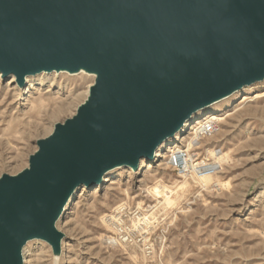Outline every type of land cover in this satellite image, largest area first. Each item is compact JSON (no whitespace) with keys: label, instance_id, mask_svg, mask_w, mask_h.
<instances>
[{"label":"water","instance_id":"95a60500","mask_svg":"<svg viewBox=\"0 0 264 264\" xmlns=\"http://www.w3.org/2000/svg\"><path fill=\"white\" fill-rule=\"evenodd\" d=\"M99 69L88 106L0 178V264H23L83 186L138 168L199 111L264 82V0H0V72Z\"/></svg>","mask_w":264,"mask_h":264},{"label":"rangeland","instance_id":"374dc122","mask_svg":"<svg viewBox=\"0 0 264 264\" xmlns=\"http://www.w3.org/2000/svg\"><path fill=\"white\" fill-rule=\"evenodd\" d=\"M9 79L0 81V178L29 168L39 141L76 116L96 78L64 73L54 76L51 88L44 83L40 93L16 91V98L10 96L15 91L8 90ZM251 87L243 95L264 93V82ZM242 96L221 109L241 102ZM67 100L73 101L71 106L50 116ZM194 149L210 161L209 150L228 153L230 161L212 183L180 177L159 164L143 176L113 171L110 178L121 184L96 194L86 190L82 195L81 190L82 197L63 214L57 225L64 235L60 253L34 240L26 245L24 264H264V99L223 124L218 137L199 139ZM158 186L166 187L163 192L173 204L165 203L164 193L158 197L148 191ZM123 205L125 242L120 238L113 244L110 238L117 232L108 218Z\"/></svg>","mask_w":264,"mask_h":264},{"label":"bare ground","instance_id":"6f19581e","mask_svg":"<svg viewBox=\"0 0 264 264\" xmlns=\"http://www.w3.org/2000/svg\"><path fill=\"white\" fill-rule=\"evenodd\" d=\"M53 73L55 75H50ZM64 73H69V74L87 73L89 75H94V77L96 79H95L93 86L90 88L89 97H88L87 101L85 102V106H88L89 100L91 97V91L97 82V78L99 75V69L96 67L87 66L85 64H80V65H77L76 67L66 66V67H62L60 69H54L53 71H43V72L36 74V75L25 76L23 83H22L23 84L22 86L17 82V79L15 76H10L11 84L8 85V90L10 91L13 88L12 90L15 91V92H13V94H10V96L12 98H16L17 97L16 93L18 91L23 92V93H30L32 91L31 95L36 94V93H40L41 92V86H43L44 83L49 84V88H51L53 85L54 76L55 77L60 76V74H64ZM1 75H2V73L0 72V81L2 80V77H3V75H2V77H1ZM35 76H37V77L32 78ZM251 88L252 87L250 86L249 89H244L240 92L235 93L234 95H232L230 97L223 98V99L215 102L212 107L199 111L197 114L194 115V117L189 122L186 123L183 130L179 134H177L174 139L169 140L167 143H165L159 147V149L155 153V157L153 160H142L140 162L138 168H134L133 166H125V165H122L121 163H118L117 165H115L114 168L110 169L109 171H107L104 174V177H103V180L101 183H99L93 187H88V186L81 187L71 197L67 207H65L64 213H62V215L56 221V223L54 225L55 230L59 234L61 233L57 229L58 223L61 221L63 214L65 216L66 211L69 210V208L74 205V202L77 201L78 198L82 197V195L84 194V191L94 190V193L96 194L101 189L105 188L107 185H108V187H111V186L121 184L120 179H117V178L111 179L110 178V175L113 171L126 169V170H129L131 172H134L138 176H143V175H147L148 173L152 172L155 169V164H159L158 167H161L164 165L168 166V162H167L168 156L170 154L175 153L178 150H181L182 148H185V147L189 148L192 145L191 142L195 141L196 139L198 140L199 130L201 128H203L204 126H206L208 123L215 122L219 125V128H218L217 132L213 135V137H216V136L218 137L219 135H221L223 124H225L229 120H232L233 118L239 116L248 104H253V103L259 102L260 100L264 99V93L263 92H257V93H251L250 92L247 95H243L244 92H246L247 90H251ZM33 91H34V93H33ZM88 91H89V89L87 90V94H88ZM48 92H51V91L49 90V91H47V93ZM57 93H59V92H57ZM238 96H242V97H240V98H243L241 102L236 103V104L234 103L235 105L230 106L227 110L221 109L223 104L231 101L233 98H236ZM72 103H73L72 100H67L65 102H62L56 110H53V112H51L50 116H52L53 118L57 117L59 114L64 112L69 106H71ZM208 155L211 156L213 159L212 165L210 166V170L212 171V174H210V175L205 174V176H201V178H200L206 184L212 183V181H214V179H215L214 175H216L218 173V171L221 169V166L224 164H227L230 161V157H229L228 153H225L223 150H217V149H214L213 151L209 150ZM184 185H186V183ZM150 189L151 188H149L148 191L150 193L152 192L153 195L156 194L158 197L161 196L164 192H166V187L163 188V187L158 186V187H153L151 190ZM81 190L83 193H82V195L79 196V193L81 192ZM163 190H165V191L163 192ZM170 193H172V192H170ZM164 200H165V203L167 205H171L174 203V201H172L170 196L167 194H165ZM34 240H42V239L29 240L26 243V245L29 242L34 241ZM44 242H46V241H44ZM26 245H24L22 248L23 264H24L25 254L27 251Z\"/></svg>","mask_w":264,"mask_h":264},{"label":"built area","instance_id":"2783aa9c","mask_svg":"<svg viewBox=\"0 0 264 264\" xmlns=\"http://www.w3.org/2000/svg\"><path fill=\"white\" fill-rule=\"evenodd\" d=\"M219 125L215 122L208 123L206 126L201 128L198 132V140L201 138H209L212 137L218 130ZM197 139L192 143V145L188 148H182L181 150L176 151L173 154L168 156V167L172 169L176 174L180 177H188V176H195L197 178H201V176H205V174H212L210 170V166L212 165L213 161L209 159L203 160L199 153L196 152L194 149V145L198 141ZM127 208L125 205L120 206L114 216L108 218V220L113 224L115 227V231L117 235L110 238L111 243L117 244L120 241H123L125 238L123 234V227L121 226V219L122 214L126 212ZM120 217V218H119ZM119 218V219H118ZM121 238V240H120ZM125 242V240L123 241Z\"/></svg>","mask_w":264,"mask_h":264}]
</instances>
